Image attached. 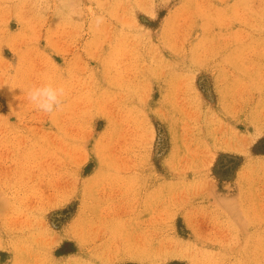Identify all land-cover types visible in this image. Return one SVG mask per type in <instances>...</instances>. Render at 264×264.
Returning a JSON list of instances; mask_svg holds the SVG:
<instances>
[{"label": "rangeland", "instance_id": "374dc122", "mask_svg": "<svg viewBox=\"0 0 264 264\" xmlns=\"http://www.w3.org/2000/svg\"><path fill=\"white\" fill-rule=\"evenodd\" d=\"M193 3L0 0V264H264V0Z\"/></svg>", "mask_w": 264, "mask_h": 264}, {"label": "bare ground", "instance_id": "6f19581e", "mask_svg": "<svg viewBox=\"0 0 264 264\" xmlns=\"http://www.w3.org/2000/svg\"><path fill=\"white\" fill-rule=\"evenodd\" d=\"M194 8L195 10L202 14L205 15V20L202 21L201 23V31L205 32V28H203V24L204 23H209V21H211L210 23H215L217 24L216 27L218 28L217 32H214V35H216V37H219L220 40L218 43L224 44L227 41V36L230 33L229 30V19L227 17V11L228 9H230V7L232 6L231 4L228 3V0H220V7L218 9H215L208 0H194ZM191 9V8H190ZM196 12V13H197ZM195 13V12H193ZM217 14V15H216ZM192 12L191 11H187L185 12V15H183L182 21L184 24H188L189 25V21L191 18ZM197 17V16H196ZM200 24V22H199ZM193 26V25H192ZM198 28V27H197ZM209 40V39H208ZM211 43H213L212 39H211ZM210 43V44H211ZM201 44V43H200ZM218 45V44H217ZM216 45V46H217ZM208 46L209 43H204V51L208 50ZM224 46V45H223ZM212 47V46H211ZM223 48V47H222ZM203 49V48H202ZM211 49V48H210ZM202 51V50H201ZM211 51V50H210ZM67 52V49L64 50V53ZM206 53V52H205ZM209 53V52H208ZM126 57V56H125ZM249 59V58H248ZM247 59V60H248ZM117 61V60H116ZM119 63V62H118ZM117 63V64H118ZM247 63V62H246ZM122 64V63H121ZM243 64V63H242ZM124 66H127V64L124 63ZM249 66V65H248ZM247 66V67H248ZM251 66V65H250ZM89 87V86H87ZM68 91V90H67ZM78 92V91H77ZM77 92H75L74 97L72 98L73 95L66 97L69 98V102L75 101L77 100V102H81L84 103L86 106L93 104V105H97L102 103V100L100 98H93L94 97V90H91L89 88H86L85 90L81 91V94H77ZM70 94V93H69ZM92 96V98H91ZM83 104V105H84ZM82 107V106H81ZM264 111V110H263ZM259 121H262L264 123V112L259 113L257 116ZM126 212V209L124 210Z\"/></svg>", "mask_w": 264, "mask_h": 264}, {"label": "clouds", "instance_id": "9594fccd", "mask_svg": "<svg viewBox=\"0 0 264 264\" xmlns=\"http://www.w3.org/2000/svg\"><path fill=\"white\" fill-rule=\"evenodd\" d=\"M67 91L63 85L46 82L27 90V99L34 109L48 115L63 110Z\"/></svg>", "mask_w": 264, "mask_h": 264}]
</instances>
